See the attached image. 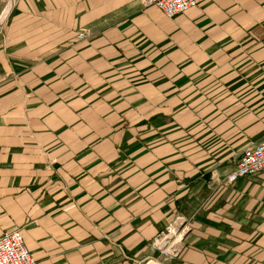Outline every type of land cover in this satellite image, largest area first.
<instances>
[{
	"label": "crops",
	"instance_id": "crops-1",
	"mask_svg": "<svg viewBox=\"0 0 264 264\" xmlns=\"http://www.w3.org/2000/svg\"><path fill=\"white\" fill-rule=\"evenodd\" d=\"M262 141L264 0L174 19L139 0L13 1L0 237L21 230L40 264H144L174 222L169 264H264V171L226 181Z\"/></svg>",
	"mask_w": 264,
	"mask_h": 264
},
{
	"label": "built area",
	"instance_id": "built-area-1",
	"mask_svg": "<svg viewBox=\"0 0 264 264\" xmlns=\"http://www.w3.org/2000/svg\"><path fill=\"white\" fill-rule=\"evenodd\" d=\"M14 0H10L8 3ZM207 0H139L144 7L155 6L169 19H174L191 8L198 7ZM7 18V17H6ZM0 26V32L5 24ZM80 38H85L84 34H79ZM264 171V141L243 151L239 157L235 170L228 175L226 181L234 183L239 179L256 176ZM181 224L174 222L166 227L157 238L166 239L174 237L179 231H184ZM0 264H40L34 259L25 245L21 230L5 233L0 237Z\"/></svg>",
	"mask_w": 264,
	"mask_h": 264
},
{
	"label": "bare ground",
	"instance_id": "bare-ground-1",
	"mask_svg": "<svg viewBox=\"0 0 264 264\" xmlns=\"http://www.w3.org/2000/svg\"><path fill=\"white\" fill-rule=\"evenodd\" d=\"M12 5H13L12 2L7 3V5L4 7L3 11L0 13V26L3 24V22L6 19V17L8 16ZM179 238L180 237H178L175 240V241H177V243L175 241L171 242V237L170 238H166V239L158 242L157 247L159 249H161L163 252L167 253V254H168V251H170V250H172V252L175 254L179 250V248L177 246ZM151 264H162V263H160V262H152Z\"/></svg>",
	"mask_w": 264,
	"mask_h": 264
},
{
	"label": "rangeland",
	"instance_id": "rangeland-1",
	"mask_svg": "<svg viewBox=\"0 0 264 264\" xmlns=\"http://www.w3.org/2000/svg\"><path fill=\"white\" fill-rule=\"evenodd\" d=\"M7 5V3L3 6L2 10L4 9V7ZM2 10L0 11V13L2 12ZM179 236V233H177L174 237H171V242H174ZM162 239H159V241ZM164 240V239H163ZM180 240V238H179ZM178 240V241H179ZM177 243V241H175ZM156 244V243H155ZM158 244V243H157ZM154 247H156L155 245L152 247L153 250L155 251L153 254H151L150 258L147 259L145 261L144 264H151L152 262H160L162 264H169L170 260L174 257V253L172 252V250L168 251V254L163 252L162 250L159 251L158 249H155Z\"/></svg>",
	"mask_w": 264,
	"mask_h": 264
}]
</instances>
